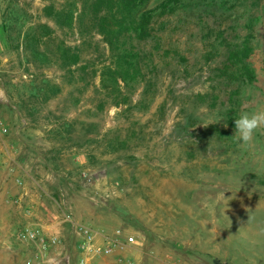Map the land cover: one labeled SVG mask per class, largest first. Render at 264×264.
<instances>
[{"label":"rangeland","instance_id":"obj_1","mask_svg":"<svg viewBox=\"0 0 264 264\" xmlns=\"http://www.w3.org/2000/svg\"><path fill=\"white\" fill-rule=\"evenodd\" d=\"M70 1L0 0V264H78L72 222L137 241L89 264H264V130L234 137L264 108V0L165 17L118 106L98 79L108 52L46 16ZM27 225L61 242L43 249Z\"/></svg>","mask_w":264,"mask_h":264},{"label":"trees","instance_id":"obj_2","mask_svg":"<svg viewBox=\"0 0 264 264\" xmlns=\"http://www.w3.org/2000/svg\"><path fill=\"white\" fill-rule=\"evenodd\" d=\"M148 1H70L71 9L63 15H57L52 7L45 9L46 16L64 18V23L76 29L82 47L86 43L85 36H89L91 40L87 50L91 51L92 48L91 54H99L98 44L103 47V51L108 52L109 61L100 64L98 79L100 87L117 106L126 103L122 89L141 76L142 65L149 57L143 55L146 52L141 48L142 43L154 41L152 39L156 36V42H159L158 28H162L164 18L187 7L192 0H159L146 8ZM196 1L201 5L204 0ZM96 38H99L100 43L92 42ZM78 60L79 57L75 56L74 62ZM243 72L247 81L253 80L248 69L244 68ZM124 96L125 99H122Z\"/></svg>","mask_w":264,"mask_h":264},{"label":"built area","instance_id":"obj_3","mask_svg":"<svg viewBox=\"0 0 264 264\" xmlns=\"http://www.w3.org/2000/svg\"><path fill=\"white\" fill-rule=\"evenodd\" d=\"M2 141L0 140V151ZM1 159V154H0ZM72 229L75 232L77 241L76 248L80 253L78 264H89V256H103L112 257L116 252L125 251L132 248L137 244L134 236H125L122 240L110 239L107 236H101L97 231L93 230L87 225L72 222ZM119 235V233H116ZM100 237L98 240L97 237ZM23 236L26 240L40 245L43 249L49 245L59 244L60 238L55 234L46 235L42 229H37L33 225H27L25 227ZM119 262H126L127 264H133L130 259L119 256L117 258Z\"/></svg>","mask_w":264,"mask_h":264},{"label":"clouds","instance_id":"obj_4","mask_svg":"<svg viewBox=\"0 0 264 264\" xmlns=\"http://www.w3.org/2000/svg\"><path fill=\"white\" fill-rule=\"evenodd\" d=\"M235 139L242 147H249L253 144L255 134L259 130H264V108L254 112H242L235 119Z\"/></svg>","mask_w":264,"mask_h":264},{"label":"crops","instance_id":"obj_5","mask_svg":"<svg viewBox=\"0 0 264 264\" xmlns=\"http://www.w3.org/2000/svg\"><path fill=\"white\" fill-rule=\"evenodd\" d=\"M10 225L8 223H5L2 227V229H7Z\"/></svg>","mask_w":264,"mask_h":264}]
</instances>
